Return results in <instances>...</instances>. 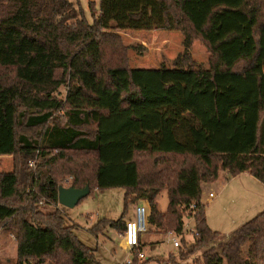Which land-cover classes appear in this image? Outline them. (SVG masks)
<instances>
[{
  "label": "trees",
  "instance_id": "trees-1",
  "mask_svg": "<svg viewBox=\"0 0 264 264\" xmlns=\"http://www.w3.org/2000/svg\"><path fill=\"white\" fill-rule=\"evenodd\" d=\"M123 1L109 23L94 1L88 19L78 0H0V135L9 131L12 153L11 169L0 170V227L15 248L4 264L98 263L54 206L65 173L88 193L123 189L119 216L99 218L123 220L121 233L127 205L142 198L147 225L191 231L179 255L264 264V208L220 236L200 200V182L221 171H247L264 184V0ZM125 29L177 30L182 49L170 65L130 66ZM195 38L206 67L189 53ZM187 215L191 230L182 227ZM99 221L89 227L95 235ZM137 247L131 264L143 262Z\"/></svg>",
  "mask_w": 264,
  "mask_h": 264
},
{
  "label": "rangeland",
  "instance_id": "rangeland-1",
  "mask_svg": "<svg viewBox=\"0 0 264 264\" xmlns=\"http://www.w3.org/2000/svg\"><path fill=\"white\" fill-rule=\"evenodd\" d=\"M129 30L121 33L122 41L129 45L126 49L127 64L134 67H154L160 63H168L182 49V35L177 30L142 29ZM131 31V32H130ZM189 53L196 65L207 66V52L198 39H193L189 46ZM169 64V65H170ZM64 87L60 86L55 92L58 97L63 94ZM9 131L5 129L0 135V142L8 145L7 149H0V170H9L12 166V153L9 147ZM35 150L29 156V163L35 160ZM143 163V162H142ZM224 175V176H223ZM252 177V176H251ZM71 176L63 174L58 178L59 184L69 185ZM248 178L244 174H222L208 185L200 182V200L204 204V215L211 229L218 230L220 236L229 233L240 223L250 218L256 212L264 208V186ZM224 183L221 191L217 192L219 185ZM207 190H212L215 195L207 199ZM122 192L120 186L92 189L84 197L80 198L73 206L68 207L56 203L62 216V222L73 228L76 237L88 247L93 248L97 264H131L132 249L124 247L122 241L123 220L117 226L105 225L99 218L116 219L122 211ZM146 204L145 199L139 198L126 207L122 219L133 216L135 204ZM157 208L163 210L166 205L165 189L160 190L155 198ZM39 208L46 209L50 204L42 201L37 203ZM100 220V221H99ZM101 222L98 234H93L89 227L94 222ZM191 231L180 233L171 230L156 229L150 225L138 234L139 248L143 256L137 258L142 264H171L168 254L174 259L173 264H199V251L185 252L179 255L182 247L191 239ZM174 236L178 246H173L169 237ZM180 238V240H179ZM128 252L129 263H122ZM243 253V251H242ZM15 258L13 233L0 227V264L13 261Z\"/></svg>",
  "mask_w": 264,
  "mask_h": 264
},
{
  "label": "built area",
  "instance_id": "built-area-1",
  "mask_svg": "<svg viewBox=\"0 0 264 264\" xmlns=\"http://www.w3.org/2000/svg\"><path fill=\"white\" fill-rule=\"evenodd\" d=\"M214 195V192L212 190L207 191V197H212ZM194 205L193 202L190 203V206L192 207ZM148 214V208L146 204L140 203L136 204L134 207V212L133 216L130 218L125 219L124 226H123V231H122V241L124 244V247L127 250H131L134 247L139 245V239H138V234L140 231H143L146 229V217ZM191 221V216H185V221L182 225L183 228H187L188 224ZM191 230V228L189 229ZM171 240V244L173 246H178V241L174 239V236L169 237ZM137 255L139 257H142L143 254L142 252L138 251ZM130 259L128 258V254L125 255L123 262L122 263H128Z\"/></svg>",
  "mask_w": 264,
  "mask_h": 264
},
{
  "label": "crops",
  "instance_id": "crops-1",
  "mask_svg": "<svg viewBox=\"0 0 264 264\" xmlns=\"http://www.w3.org/2000/svg\"><path fill=\"white\" fill-rule=\"evenodd\" d=\"M81 7L83 8V11L86 15V17L89 19V11H88V7H87V3L88 1H94L95 3V6L100 10V12L102 13V16H103V19L106 21V22H109V23H114L118 20L119 16H120V13H121V9H122V5H123V0H78ZM134 31V30H132ZM125 32H129V30L125 29V30H122L121 33H125ZM131 32V31H130ZM166 65H169L170 62L168 63H164ZM222 174H225L223 171H221ZM237 174H244L246 176H248V178H253L252 180H254L255 182H259L261 183L263 186L264 184L259 181L257 178H255L254 176H252L250 173H248L247 171H240L239 173ZM236 175V174H235ZM224 176V175H223ZM234 176V175H233ZM252 176V177H251ZM218 177V176H217ZM216 177V178H217ZM215 180V179H214ZM213 181V180H212ZM211 181L209 182H205L206 185H208ZM224 183H221L219 185V188L217 189V192L218 191H221V188L223 187ZM95 189V188H93ZM96 189H100V188H96ZM207 191H210V190H207ZM215 195V193H214ZM213 195V196H214ZM211 197H207L206 201L204 202H207L210 200ZM143 203V201H142ZM136 205V204H135ZM148 205V204H147ZM127 219V218H126ZM176 247V246H175ZM128 254V252H127ZM126 254V255H127ZM125 257V256H124Z\"/></svg>",
  "mask_w": 264,
  "mask_h": 264
},
{
  "label": "water",
  "instance_id": "water-1",
  "mask_svg": "<svg viewBox=\"0 0 264 264\" xmlns=\"http://www.w3.org/2000/svg\"><path fill=\"white\" fill-rule=\"evenodd\" d=\"M89 191L87 184L81 187H74L72 185H57V202L61 205L71 207L80 198L84 197Z\"/></svg>",
  "mask_w": 264,
  "mask_h": 264
}]
</instances>
